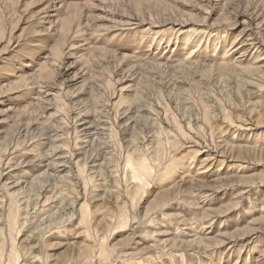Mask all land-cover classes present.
Instances as JSON below:
<instances>
[{
  "label": "rangeland",
  "instance_id": "1",
  "mask_svg": "<svg viewBox=\"0 0 264 264\" xmlns=\"http://www.w3.org/2000/svg\"><path fill=\"white\" fill-rule=\"evenodd\" d=\"M0 264H264V0H0Z\"/></svg>",
  "mask_w": 264,
  "mask_h": 264
}]
</instances>
